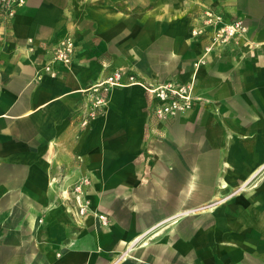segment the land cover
I'll return each mask as SVG.
<instances>
[{"label": "crops", "instance_id": "0c3cea01", "mask_svg": "<svg viewBox=\"0 0 264 264\" xmlns=\"http://www.w3.org/2000/svg\"><path fill=\"white\" fill-rule=\"evenodd\" d=\"M207 10L245 36L207 51ZM67 34L74 60L51 75ZM115 69L123 84L83 123ZM173 80L202 100L159 120L144 85ZM0 264H264V0L0 9Z\"/></svg>", "mask_w": 264, "mask_h": 264}, {"label": "built area", "instance_id": "2783aa9c", "mask_svg": "<svg viewBox=\"0 0 264 264\" xmlns=\"http://www.w3.org/2000/svg\"><path fill=\"white\" fill-rule=\"evenodd\" d=\"M26 0H0V9L8 17L14 15L16 11L25 4ZM204 24L201 27L193 29L194 35L205 33L206 27L211 28L210 43L205 47L207 51H211L216 47H226L234 42L239 37L245 36L247 26L242 19H234L231 21L225 20L223 14L216 13L213 10L205 11ZM77 43L72 34H67L56 44L51 46V58L43 66L45 72L51 75H56L59 72L58 64L63 66H70L74 60ZM124 72L120 69H115L113 72L97 81L92 85L91 93L88 95V109L83 123L105 110L108 100V94L112 87L122 85ZM131 83L135 81V76L130 75ZM146 91L155 98V104L152 108L153 115L159 120H165L170 117H175L179 114L185 113L197 101L202 100V97L195 92L194 81L180 82L167 81L164 83L154 84L146 83L144 85ZM81 188L79 185L75 186V190ZM78 202H80V194L77 195ZM87 210V204L80 203L79 213L84 214ZM103 222L107 221L104 214L99 215Z\"/></svg>", "mask_w": 264, "mask_h": 264}, {"label": "rangeland", "instance_id": "374dc122", "mask_svg": "<svg viewBox=\"0 0 264 264\" xmlns=\"http://www.w3.org/2000/svg\"><path fill=\"white\" fill-rule=\"evenodd\" d=\"M74 177H75V176H74ZM74 177H72V178L70 179V181H72L71 184L75 183V178H74Z\"/></svg>", "mask_w": 264, "mask_h": 264}]
</instances>
